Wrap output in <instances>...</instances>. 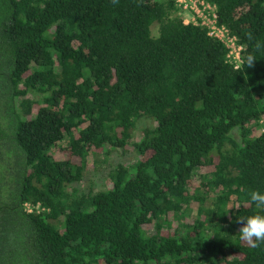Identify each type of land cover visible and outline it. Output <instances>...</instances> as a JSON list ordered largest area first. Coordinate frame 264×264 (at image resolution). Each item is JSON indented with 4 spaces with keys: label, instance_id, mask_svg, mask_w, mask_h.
Listing matches in <instances>:
<instances>
[{
    "label": "trees",
    "instance_id": "trees-1",
    "mask_svg": "<svg viewBox=\"0 0 264 264\" xmlns=\"http://www.w3.org/2000/svg\"><path fill=\"white\" fill-rule=\"evenodd\" d=\"M212 2L253 67L173 0H0V264H264V0Z\"/></svg>",
    "mask_w": 264,
    "mask_h": 264
},
{
    "label": "built area",
    "instance_id": "built-area-1",
    "mask_svg": "<svg viewBox=\"0 0 264 264\" xmlns=\"http://www.w3.org/2000/svg\"><path fill=\"white\" fill-rule=\"evenodd\" d=\"M178 12L182 14L185 24H194L204 27L210 37L220 40L228 49L227 59L234 68L237 61L242 58V46L237 43V38L231 35L229 29L218 23L216 4L212 0H173ZM262 132H264V117ZM25 210L32 212L38 210V205L25 203Z\"/></svg>",
    "mask_w": 264,
    "mask_h": 264
},
{
    "label": "clouds",
    "instance_id": "clouds-1",
    "mask_svg": "<svg viewBox=\"0 0 264 264\" xmlns=\"http://www.w3.org/2000/svg\"><path fill=\"white\" fill-rule=\"evenodd\" d=\"M248 39L252 40L251 34L248 35ZM261 48H264V42L256 41L255 49L260 50ZM256 60V56L250 53L237 61L235 65L236 70L251 68L254 66ZM249 197L256 208L264 212V192L251 190ZM236 222L241 225L238 231L241 241L246 242L252 247H258L259 244L264 243V214L256 213L248 216H238Z\"/></svg>",
    "mask_w": 264,
    "mask_h": 264
},
{
    "label": "rangeland",
    "instance_id": "rangeland-1",
    "mask_svg": "<svg viewBox=\"0 0 264 264\" xmlns=\"http://www.w3.org/2000/svg\"><path fill=\"white\" fill-rule=\"evenodd\" d=\"M178 15L182 17V14L178 12ZM158 26L155 24L151 27V32L155 36L157 35ZM147 121L142 120L138 124V128L142 127V125L146 124ZM140 134V131L136 132L135 136H138ZM233 137L235 139H238V133L237 131H233L232 133ZM129 150V148H128ZM127 150V151H128ZM61 157L66 158L67 153H62ZM136 160L135 153L132 152H125L124 154L120 152H113L108 154L106 157L102 155L101 153L95 154V156L90 155L88 158V169L86 172V177L82 182V185H86V187H91L94 189H102L107 187V178L108 173L111 171L112 167L117 162H122L127 165L132 164Z\"/></svg>",
    "mask_w": 264,
    "mask_h": 264
},
{
    "label": "flooded vegetation",
    "instance_id": "flooded-vegetation-1",
    "mask_svg": "<svg viewBox=\"0 0 264 264\" xmlns=\"http://www.w3.org/2000/svg\"><path fill=\"white\" fill-rule=\"evenodd\" d=\"M26 203V202H25ZM25 203H24V206H25ZM24 209V211L26 212V213H29V212H27L26 210H25V207L23 208ZM40 210V208H39V206H38V210H36V211H39Z\"/></svg>",
    "mask_w": 264,
    "mask_h": 264
}]
</instances>
